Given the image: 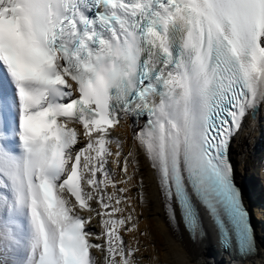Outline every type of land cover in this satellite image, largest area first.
Returning a JSON list of instances; mask_svg holds the SVG:
<instances>
[{"label": "snow or ice", "instance_id": "snow-or-ice-1", "mask_svg": "<svg viewBox=\"0 0 264 264\" xmlns=\"http://www.w3.org/2000/svg\"><path fill=\"white\" fill-rule=\"evenodd\" d=\"M261 104L264 0H0V264H139L129 118L170 219L255 255L229 152Z\"/></svg>", "mask_w": 264, "mask_h": 264}, {"label": "bare ground", "instance_id": "bare-ground-1", "mask_svg": "<svg viewBox=\"0 0 264 264\" xmlns=\"http://www.w3.org/2000/svg\"><path fill=\"white\" fill-rule=\"evenodd\" d=\"M132 130L127 121L118 135L124 141L125 153L139 152L137 179L142 177L145 185L144 202H136L139 228L146 233L137 234L141 249L136 254L139 264H264V104L260 105L255 117L249 112L230 146L235 177L243 187V198L258 243L257 253L247 259L218 247L213 220L206 212L201 213V233L194 237L183 227L178 209L176 218L170 219L153 170L133 141ZM253 156L260 162L255 169L249 160ZM132 194L135 197L136 190ZM125 238L134 243L131 236Z\"/></svg>", "mask_w": 264, "mask_h": 264}, {"label": "rangeland", "instance_id": "rangeland-1", "mask_svg": "<svg viewBox=\"0 0 264 264\" xmlns=\"http://www.w3.org/2000/svg\"><path fill=\"white\" fill-rule=\"evenodd\" d=\"M249 160H250V162H251L252 169H255V168H258V167H259L258 165L260 164V162H258V161L255 159L254 156L251 157ZM250 174H253V170L250 171Z\"/></svg>", "mask_w": 264, "mask_h": 264}]
</instances>
